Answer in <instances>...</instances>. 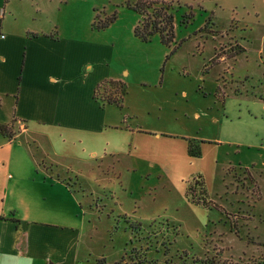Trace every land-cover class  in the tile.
I'll return each instance as SVG.
<instances>
[{
	"label": "rangeland",
	"instance_id": "obj_1",
	"mask_svg": "<svg viewBox=\"0 0 264 264\" xmlns=\"http://www.w3.org/2000/svg\"><path fill=\"white\" fill-rule=\"evenodd\" d=\"M1 1L32 11V0ZM45 1L35 21L99 44L92 63L125 83L122 116L138 120L147 149L148 161L121 176L106 166L65 175L86 206L93 253L120 264H264V0H165L173 53L157 35L135 36L134 0ZM0 122H13L8 104Z\"/></svg>",
	"mask_w": 264,
	"mask_h": 264
},
{
	"label": "crops",
	"instance_id": "obj_2",
	"mask_svg": "<svg viewBox=\"0 0 264 264\" xmlns=\"http://www.w3.org/2000/svg\"><path fill=\"white\" fill-rule=\"evenodd\" d=\"M43 1L32 0L25 17L0 0V106L13 118V137L0 133V264H112L93 253L86 206L65 175L79 181L86 166L114 176L137 170L148 161L142 129L122 116L124 103L94 98L111 77L108 65L92 63L99 44L88 48L35 21ZM35 149L46 158L38 161Z\"/></svg>",
	"mask_w": 264,
	"mask_h": 264
},
{
	"label": "trees",
	"instance_id": "obj_3",
	"mask_svg": "<svg viewBox=\"0 0 264 264\" xmlns=\"http://www.w3.org/2000/svg\"><path fill=\"white\" fill-rule=\"evenodd\" d=\"M129 6L140 15V20L134 27V34L141 40H150L152 36L157 35L159 40L168 46L173 45V53L180 43L174 41V14L169 10V4L165 0H134L129 3ZM150 9L152 13L150 14ZM184 20L182 23H186L192 17L190 15H183ZM114 16L107 17L104 21L98 22L96 26L98 28H105L112 20ZM212 23V22H211ZM95 24V21H94ZM206 29V26H204ZM244 50V48H242ZM127 92L125 83L116 79H103L94 89V98H96L102 105L115 104L119 107L123 106L124 97ZM0 133L7 137H13L12 124L0 122ZM187 151L191 156H199L201 151L199 145L190 138H186ZM140 225V223H136ZM142 260L134 262V264H142ZM209 261H204V264H210ZM96 264H107L103 258L97 259ZM112 264H120L114 262Z\"/></svg>",
	"mask_w": 264,
	"mask_h": 264
}]
</instances>
